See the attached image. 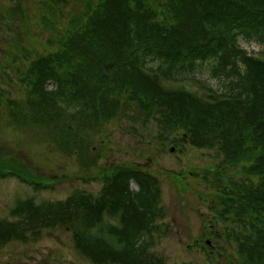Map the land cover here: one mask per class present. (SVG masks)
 <instances>
[{
    "label": "trees",
    "instance_id": "trees-1",
    "mask_svg": "<svg viewBox=\"0 0 264 264\" xmlns=\"http://www.w3.org/2000/svg\"><path fill=\"white\" fill-rule=\"evenodd\" d=\"M87 5L84 16L70 20L58 49L26 56V98L8 101L13 124L38 128L37 135L77 155L85 168L100 159L92 139L121 116L155 121L168 144L218 151V163L202 179L212 188L216 217L241 228L232 234L230 264H264V0ZM240 38L257 42L261 58L243 49ZM205 67L225 83L221 91L203 84L206 98L163 85L164 79L197 80ZM0 153L3 179L17 178L35 191L54 189L58 179L33 175L15 156ZM94 179L103 183L98 195L76 190L65 200H19L10 219L0 220V249L66 229L91 264H167L155 250L166 227L158 177L119 165ZM211 248L202 245L209 255Z\"/></svg>",
    "mask_w": 264,
    "mask_h": 264
},
{
    "label": "rangeland",
    "instance_id": "rangeland-1",
    "mask_svg": "<svg viewBox=\"0 0 264 264\" xmlns=\"http://www.w3.org/2000/svg\"><path fill=\"white\" fill-rule=\"evenodd\" d=\"M87 1L96 2L70 0L68 5H57L51 0H0V151L15 156L33 175L58 179L54 189L35 191L17 178L0 176V220L10 219L12 208L26 198L59 201L76 190L98 195L103 183L94 178L114 166H138L157 176L161 183L166 227H162L165 235L156 239L155 250L167 264H230L236 256L232 234L241 228L216 217L211 208L215 205L212 188L202 179L205 170H214L218 151L168 144L155 121L121 116L92 139L91 148L100 153V159L96 166L85 168L77 155H65L44 134L37 135L38 128L18 129L13 124L8 101L26 98V87L21 82L28 65L26 56L58 49L60 38L70 31V20L84 16ZM239 43L252 55L259 56L262 51L255 41L240 38ZM196 79L180 83L166 80L164 86L184 88L204 98L208 92L202 89L203 84L218 91L225 85L212 78L208 67L199 70ZM193 173L200 174V178ZM132 188L138 190L135 182ZM205 241L212 246L211 255L202 249ZM0 264L91 262L76 250L70 231L57 229L46 231L37 242L9 243L0 249Z\"/></svg>",
    "mask_w": 264,
    "mask_h": 264
}]
</instances>
